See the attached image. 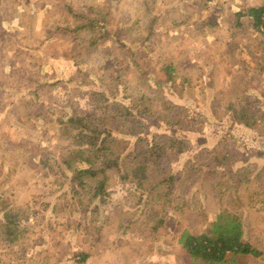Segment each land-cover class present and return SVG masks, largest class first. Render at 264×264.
<instances>
[{"label": "rangeland", "instance_id": "obj_1", "mask_svg": "<svg viewBox=\"0 0 264 264\" xmlns=\"http://www.w3.org/2000/svg\"><path fill=\"white\" fill-rule=\"evenodd\" d=\"M257 1L74 0V7L93 6L96 18H101L99 9L109 12L104 27L94 23L73 29L74 16L67 13L58 15L57 32L43 26L39 38L29 29L33 18L14 11L19 4L27 7L24 0H0V219L9 205L32 208L17 223L20 238L9 248H0L3 264H193L177 242L180 232H203L231 199L229 206L240 213L244 235L264 246V214L237 200L236 190L227 191L228 183L224 184V173L232 180L229 171L234 173L237 165L250 163L255 166L253 175L258 170L264 174V123H256L249 133L234 127L236 141L220 142L221 149L233 148L223 169L210 167L216 164L208 159L205 167L195 171L192 161L197 150L216 144L230 127L233 117L225 116L230 114L229 78L240 81L234 90L245 87L246 95L256 97L246 108L264 114V68H260L264 67V36L251 27L233 37L227 33L228 19ZM200 15L218 25L198 24ZM15 16L21 30L12 25L17 20L3 22ZM135 25L132 34L124 30ZM122 29L123 33L117 32ZM114 31L120 33V40L106 35ZM4 34L11 42L7 45L17 49L12 54L4 52ZM9 56L16 57L19 68L10 64ZM217 92L221 93L216 100ZM141 96L148 99L147 106L173 102L203 122L185 129L159 118L146 119L143 135L160 131L186 137L190 143L170 163L180 201L171 198L164 204L168 214L159 215L166 221L157 229L147 220V210L155 207L157 199L146 190H138L140 200L134 198L131 181L113 173L105 202L89 203L86 190L72 193L71 180L59 171H67L63 161L72 147L70 139L61 135L60 120L73 111L90 118L106 117L104 128L125 140L114 147L121 148L122 157L135 150L136 135L123 133L122 125L127 123L117 116V103L127 105ZM91 156L89 152L80 158L86 162ZM254 184H247L248 191L242 188L259 194ZM79 253L87 257L81 261ZM240 261L264 264L253 258Z\"/></svg>", "mask_w": 264, "mask_h": 264}, {"label": "trees", "instance_id": "obj_2", "mask_svg": "<svg viewBox=\"0 0 264 264\" xmlns=\"http://www.w3.org/2000/svg\"><path fill=\"white\" fill-rule=\"evenodd\" d=\"M92 8L93 6L86 4L79 8L77 12L70 10L74 16L73 29L80 30V28L94 23H101L104 27L105 16L109 12L103 14L101 9H99L97 16H101V18H96ZM206 19L205 16L200 15L198 24L218 25L217 22L208 23ZM186 21L182 20L181 23H186ZM228 23L230 26L227 28V33H230L232 37L234 33H240L246 27H251V30H255L264 36V0L237 10L234 17L228 19ZM131 27H124V30L132 34L135 32L134 27L136 25ZM147 29L150 31L151 25L147 26ZM117 32L123 33V29ZM114 33L115 31L111 34L108 32L106 35L112 37L115 41L120 40V33ZM9 59L12 66L15 68L20 67L16 57L9 56ZM169 67L170 65H167L165 68L169 69ZM260 68L263 69L264 67L261 66ZM171 80L168 79L167 81ZM100 95L104 96L102 93ZM106 100L107 97L104 98V101ZM147 100V98L141 96L136 98L133 103H128L127 105L117 103V108L120 109L117 116L121 121L127 123L122 125L123 133L136 135L133 142L135 150L127 152L122 157L120 156L121 148L116 151L114 147H120L121 145L117 143H124L125 140L118 139L108 128H104L103 125L107 124L102 122L107 119L106 117H100L96 114L90 118L83 113L73 111L66 119L60 120L61 135L70 139L69 143L72 147L68 148L67 158L63 161L67 171L61 168L59 171L71 180L70 189L72 193L79 194V190H86V197L89 203L93 199L105 202V188L113 173L118 178L131 181L135 189L133 194H136L134 198L140 200L141 194L138 190L141 193L146 190L157 199L155 207L151 206L147 210V213H149L147 220L157 229L166 221V217L159 215L162 213L168 214L162 208L164 204H168L171 198L178 201V203L180 201L179 196L176 195L175 175L171 172L170 163L175 161L180 153L187 150L190 143L186 137L166 134L160 131L151 132L149 137L143 135L142 133L148 128L146 119L148 117L159 118L166 124L174 123L181 128L184 125L185 129L193 128L191 125L195 123H197V127H200L203 122L199 121L197 116H192L183 107L173 102H164L161 107L155 108L154 106H147L145 104ZM139 101H142V104ZM250 102L245 101L238 107H234L233 103H230L228 109L232 111L235 120L247 127L256 129V123H264V114L248 112L246 107ZM232 141L235 142L236 140L229 133H224L220 140V142ZM220 142L215 147L196 151L192 160L195 171H200L201 166L205 167V161L208 159H211L212 164H216L210 167H215L216 169H223V163H230L233 148L232 150H227L226 147L221 149ZM89 152L90 154L92 153V160L84 162L80 157ZM126 163H128V166ZM188 164L189 160L186 162V166ZM249 164L237 165L238 167L234 169V173L229 171V176L232 178L230 181L228 174L224 173V176H227V178L224 177V184L228 183L227 191L228 189L236 190L237 200L247 201L248 208L256 206L255 211L258 214H264V174L258 170L253 175L251 172L255 166L250 167ZM253 181L257 183L254 184ZM61 183L59 186H61ZM231 183L234 185L232 186ZM247 184H254L258 187L257 192L259 194L250 190V193L245 192V190L251 189ZM65 194L66 191L62 192L59 197L63 198ZM229 195L228 193V198ZM231 203L232 199L227 202L224 208L222 207L220 211L216 212L214 218L208 223L206 230L203 232L197 233L188 230L180 232L177 242L184 249V257H187L190 263L243 264L241 263L243 260L240 261L241 259L250 261L252 258L259 259V263L264 262L263 244H258V241H254L252 237L244 235V224L240 213L229 206ZM157 209H159V212ZM28 210H32L28 204H23L22 207L18 204H13L4 210L0 219V248H9L20 238L22 231L17 223L21 215ZM79 255L81 261L87 257L86 253H79ZM1 261L0 264H3Z\"/></svg>", "mask_w": 264, "mask_h": 264}, {"label": "crops", "instance_id": "obj_3", "mask_svg": "<svg viewBox=\"0 0 264 264\" xmlns=\"http://www.w3.org/2000/svg\"><path fill=\"white\" fill-rule=\"evenodd\" d=\"M24 1L26 3L27 7H24V6L19 4V5L15 6L14 11L17 13V16H20V15L21 16H27V14H28L29 18L30 17L33 18L35 23L33 22L32 26H30V23H29V29L32 30V33H37V37H39V38L42 36L41 35V28H43V26H44V28L45 27L49 28V31L53 30L54 32H57L59 30V28L57 29V27H56V25H59V24H55V23H58V21H59V19L57 18L58 15H66L67 13L72 14L70 12V10L77 12L80 8V7H74L76 5V4H73L74 0H24ZM17 19H18V17L15 16L13 19L11 18L10 20L8 19L7 21L3 20V22H11V20H17ZM9 25L10 24H7V27ZM12 25H13L14 29H19V30L22 29L21 27H18V20L15 24H12ZM17 34H19V33H17ZM48 37H51L50 34L48 35ZM1 38H3L2 44L5 46V49H6V50H4V52H6L7 54H12L13 51H17V49H14V48L12 49L9 47V45H7V44H11V42L9 43V41H7V38H5V34H4V36H1ZM29 41H30L29 44H32L33 41H32L31 37H29ZM40 42H38V44H40ZM47 45H49V44L47 43ZM259 66H261V65H259ZM228 70H233V69L228 67ZM224 74H226V73H224ZM229 79H230V82H226L228 87H229L226 90V92H227L226 93V99H227L226 101L227 102H230V103L232 102L234 107H238L239 105H241L245 101H247V99L249 97L252 98L251 102L252 101L254 102L256 100V97L252 96L254 94L251 93L252 95H246L248 92H244L245 87H241V88L237 87V89L234 90L236 88V86H238L240 81L236 80V82H237L236 83L232 78H229ZM219 93H221V92H217L215 94L216 100L218 99ZM255 95H257V97H258L259 93L258 94L255 93ZM219 97H222V95ZM230 103H228V105ZM248 108H249V105H248ZM247 110H248V112H250L252 114H259V113L250 111L249 109H247ZM225 116H226V118L233 117L232 111H230V114L226 113ZM230 121H232V122L229 123L230 127L227 128L226 133H229L232 137L233 136L238 137L237 133L234 132V127H235V130H239L241 132H246V133H249V132L255 130L254 128L247 127L243 123L235 120L234 117H233V120H230ZM220 140H221V138L213 146L207 145L208 146L207 148H210L211 146L215 147L220 142Z\"/></svg>", "mask_w": 264, "mask_h": 264}]
</instances>
